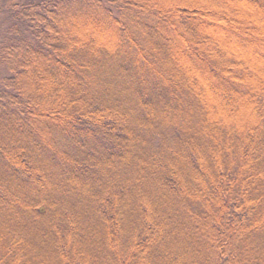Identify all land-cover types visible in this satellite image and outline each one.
Here are the masks:
<instances>
[{
    "label": "trees",
    "instance_id": "obj_1",
    "mask_svg": "<svg viewBox=\"0 0 264 264\" xmlns=\"http://www.w3.org/2000/svg\"><path fill=\"white\" fill-rule=\"evenodd\" d=\"M0 264H264V0H0Z\"/></svg>",
    "mask_w": 264,
    "mask_h": 264
}]
</instances>
